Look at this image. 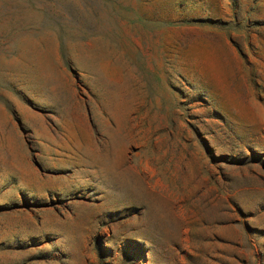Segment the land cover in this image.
<instances>
[{"label":"rangeland","instance_id":"rangeland-1","mask_svg":"<svg viewBox=\"0 0 264 264\" xmlns=\"http://www.w3.org/2000/svg\"><path fill=\"white\" fill-rule=\"evenodd\" d=\"M0 264H264V0H0Z\"/></svg>","mask_w":264,"mask_h":264}]
</instances>
